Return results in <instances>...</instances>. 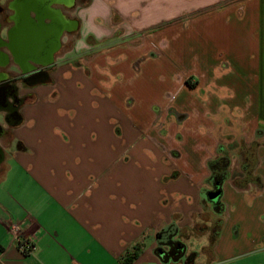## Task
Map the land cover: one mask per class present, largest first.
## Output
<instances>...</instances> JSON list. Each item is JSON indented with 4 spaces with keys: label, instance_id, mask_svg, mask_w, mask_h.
<instances>
[{
    "label": "crops",
    "instance_id": "crops-1",
    "mask_svg": "<svg viewBox=\"0 0 264 264\" xmlns=\"http://www.w3.org/2000/svg\"><path fill=\"white\" fill-rule=\"evenodd\" d=\"M150 2L143 16L140 0H0V70L49 69V84L61 75L77 89L78 81L97 75L105 87L108 67L132 56L138 103L154 102L160 111L134 124L123 107V128L96 126L90 112L36 109L46 83L24 86L20 118L9 125L10 139H0V264H122L138 241L142 253L131 264H158L156 233L173 222L186 229L201 221L200 190L218 147L234 154L256 139L257 130L264 132V0ZM212 51L221 59L210 61ZM84 54L92 55L86 74L72 64ZM54 92L47 96L51 102L70 96L78 106L77 93ZM125 105L133 108L136 100ZM192 117L197 122L186 131L181 126ZM174 124L175 137L189 141V160L169 167L164 158L165 166L155 162L151 173L140 172L138 157L128 153L138 140L164 138ZM177 152L172 158L180 157ZM251 152L247 171L262 184L236 188L233 179L245 176L243 160L230 158L231 178L222 189L242 195L248 207L229 210L222 191L225 215L212 243L219 262L242 256L264 264L254 259L264 248V145ZM233 216V235L223 242ZM13 224L33 245L30 254L19 252L9 233Z\"/></svg>",
    "mask_w": 264,
    "mask_h": 264
},
{
    "label": "rangeland",
    "instance_id": "rangeland-1",
    "mask_svg": "<svg viewBox=\"0 0 264 264\" xmlns=\"http://www.w3.org/2000/svg\"><path fill=\"white\" fill-rule=\"evenodd\" d=\"M142 3H138V7L140 9V12H144L143 16H145V13L149 12L151 2L150 0H140ZM146 2L142 6V4ZM32 6L31 3H27L26 7ZM142 6V7H141ZM139 22V21H138ZM112 26H114L112 24ZM111 26V29L113 31V27ZM119 26V25H116ZM246 30H250L248 28H245ZM124 32L123 28H119L117 33L122 34ZM246 33V32H245ZM218 51H212L210 53V61H215L216 59H221V57L217 54ZM142 55V54H140ZM139 55V56H140ZM92 55H82L79 57V59H76L72 64L76 68H84V73L86 74V62L91 58ZM126 59L121 60L114 63L113 67H108L109 71L111 72V81L107 82V85L104 87V85L101 84L100 81H97L98 78L97 75L94 76V79L91 81H87L86 83H82L78 81L79 84H81L80 88H75V85L67 86L66 81L62 78L61 75H59V78L56 80V85L46 83L45 85H41L40 92L37 94L39 99L48 101L46 104H43L42 101H39L40 105L36 107V109L46 110L47 112H58V111H73V110H80L85 112H90V115H93V119L96 126H108V124L112 127H124V121L121 120V117L123 115V112L119 110H123V107H125V113L127 114L128 118L136 124L139 120L141 121H148V119H153V117L158 116L160 114V111L156 105H154V102L149 101H140L138 103V74L135 73L134 69L129 66V62L132 59L131 57H127ZM135 60H132L134 62ZM131 62V63H132ZM150 62V59H147L144 61V65L148 64ZM50 74V72H48ZM143 77L140 76V79ZM86 80V76H83L81 80ZM102 79V78H101ZM100 79V80H101ZM16 87L21 92H26L24 90V86L21 83H17ZM54 89L58 90L60 94H65L68 97V94H74L73 96H78L79 103L78 106H76V103L74 102V99L71 100L70 96L68 98H61L57 101L51 102L47 98V96L50 97L53 94L55 96L56 92H54ZM76 89L79 92H76ZM54 92V93H53ZM116 93V95H115ZM147 94V92H144ZM144 94V96L146 95ZM111 96V97H109ZM116 96V97H114ZM134 99L136 100V105L133 108H128L127 105V99ZM109 99V101H108ZM182 101V99L180 98ZM172 102V101H170ZM167 104L168 101L164 102H158ZM192 103V102H191ZM190 103V104H191ZM141 104V105H140ZM178 105H183L184 103L176 102ZM189 104V100L185 103V106ZM111 105L113 106V109H111ZM146 115L143 114L142 109ZM41 107V108H40ZM147 108L151 109V113L149 114L147 111ZM141 111V113L138 112ZM126 116V117H127ZM208 118H202L201 122L203 124H206V119ZM3 119V116H2ZM178 120H181V117H177ZM199 119V118H198ZM165 120V118H164ZM123 121V122H122ZM196 119L195 117L189 118L187 122L182 125L181 127L184 128L186 131H188L192 126L194 125ZM197 122V121H196ZM175 125V124H174ZM141 128H143L144 133L147 134L149 132V129L145 128L144 125H140ZM176 125L174 128H172L169 131V134L163 135L164 138L161 137L159 139L157 138H149V139H141L138 140V143L135 144L133 149L128 153L131 157H138V168L140 169V172H146L151 173V170H154L153 163H163L164 166L166 163V160L164 158H167L169 160V167L170 166H176L180 167L182 163H184L186 160L188 161L190 158V150H189V141L179 140L175 137L173 134ZM153 133L152 131L147 134L151 135ZM183 135V133H182ZM135 135H132L130 137H126V144L128 146L132 145L134 142ZM139 138V135H138ZM244 149V148H243ZM242 148H239L234 152V154H230L231 159H236V154H238L239 158H241L240 153L247 155L251 159L254 157V152L252 153L244 151ZM172 150L178 151L177 153L180 154L179 158H172ZM188 158V159H187ZM162 159V160H161ZM237 171V169H234ZM236 174V172H235ZM203 188H207V185L204 184ZM223 191V203H227L226 206H228L229 210L232 209H241V208H247L248 202L246 198H243L242 195H236L234 191H232L230 188H226L225 192ZM254 190H252L253 192ZM202 204H204V209L201 213L199 222L195 223L194 229H182L183 235H182V243L187 247V252L193 250L196 251L198 257L194 261V264H249L248 261L241 259L242 256L238 257H231L230 259L226 261H216L212 257V238L214 235V232L216 230V224L218 223V220L215 219L212 215L209 213V207L206 203L202 201ZM231 212V211H229ZM217 216V215H216ZM237 217V216H236ZM235 216L231 218L229 231L227 232L229 236L223 237V242L226 240H229L230 236L233 234L231 233L232 228L235 226ZM205 240H204V239ZM258 253V252H257ZM256 253V254H257ZM258 258L259 261L262 260L264 263V248L260 249L259 256L255 257L254 259ZM251 263V262H250Z\"/></svg>",
    "mask_w": 264,
    "mask_h": 264
},
{
    "label": "flooded vegetation",
    "instance_id": "flooded-vegetation-1",
    "mask_svg": "<svg viewBox=\"0 0 264 264\" xmlns=\"http://www.w3.org/2000/svg\"><path fill=\"white\" fill-rule=\"evenodd\" d=\"M0 65H2L0 63ZM2 72L6 73L7 76H2ZM49 69H30V70H16V71H4L0 70V110H3L0 115V139L9 140L10 139V131L9 125L16 123L19 118V110L27 100V96L21 97L19 96V90L16 87L17 83H21L23 86H35L36 84L43 82L48 79ZM3 116V119H2ZM258 142V141H257ZM260 143V142H259ZM264 143V142H263ZM203 191L201 195V203L202 201L206 203L209 207V213L215 219L221 218L216 212V203L222 198L219 196L215 199L209 197L213 193H219L217 186L208 183L207 188H202ZM204 204H202V209H204ZM217 215V216H216ZM219 221V220H218ZM174 223V222H173ZM175 224V223H174ZM176 226V225H175ZM177 227V226H176ZM178 228V227H177ZM192 228V227H190ZM186 228V229H190ZM179 232V240L182 241L183 230L178 228ZM217 230V224H216ZM214 232L212 243L214 240V236L216 233ZM174 232H167V236L162 237L161 239L155 238V247L152 250V254L157 259L158 264H186L187 259L191 254H195L196 258L193 260L191 264H194V261L197 259L198 255L196 251L187 252V247L185 249L180 250V245L178 244V239L176 240L174 237ZM213 248V244H212ZM185 252V253H184ZM178 257H182V260L179 262H174Z\"/></svg>",
    "mask_w": 264,
    "mask_h": 264
},
{
    "label": "trees",
    "instance_id": "trees-1",
    "mask_svg": "<svg viewBox=\"0 0 264 264\" xmlns=\"http://www.w3.org/2000/svg\"><path fill=\"white\" fill-rule=\"evenodd\" d=\"M264 136V132L262 130H257L256 131V139L251 142L248 146H246L243 150L250 152V151H255L256 148L259 145H264V143H259L257 142L258 138H261ZM243 163H242V169H241V175H245L243 177H238L233 179V184L236 188L241 189L244 188L248 183L253 182L257 187H261V180L259 177H252V173L247 171L250 157L247 155L243 154L242 152L240 153ZM255 157V154H254ZM207 168L209 171V176L207 179L204 181V184L208 185V183H211L212 185L217 186L221 198L222 195V185L224 182L228 181L230 177V154L227 150H224L221 146L218 147L217 150V157L215 159L209 160L207 162ZM203 188V187H202ZM203 189L200 190V194L202 193ZM216 212H218V215H220L221 218H219L218 223H217V230L214 236V240L217 238L218 234L220 233V229L222 227L223 223V217L225 215V205L221 202V199L216 203ZM195 224V223H194ZM195 226L193 225L190 230L194 229ZM174 232V237L176 240L178 239V244L180 245V250L185 249V245L182 243V241L179 240V235H178V228L175 226L174 223H171L162 229H160L156 235L155 238L161 239L162 237L167 236V232ZM213 240V242H214ZM142 248H143V243L142 241H138L135 243L131 249L122 257V264H131L134 262L142 253ZM185 253V252H184ZM182 257H178V259H175L174 262H179V260ZM196 258L195 254H191V256L188 257L186 264H191L193 260Z\"/></svg>",
    "mask_w": 264,
    "mask_h": 264
},
{
    "label": "built area",
    "instance_id": "built-area-1",
    "mask_svg": "<svg viewBox=\"0 0 264 264\" xmlns=\"http://www.w3.org/2000/svg\"><path fill=\"white\" fill-rule=\"evenodd\" d=\"M152 131V129H149V134ZM9 233L12 236L13 240L17 242V248L20 253L22 254H30L34 247L30 243V241L25 240L21 237L19 226L16 224H13L9 228Z\"/></svg>",
    "mask_w": 264,
    "mask_h": 264
},
{
    "label": "water",
    "instance_id": "water-1",
    "mask_svg": "<svg viewBox=\"0 0 264 264\" xmlns=\"http://www.w3.org/2000/svg\"><path fill=\"white\" fill-rule=\"evenodd\" d=\"M3 43L2 41L0 40V46H2ZM3 61H5L4 57L0 55V63H2ZM50 82V79L48 78L47 80H44L43 83H49ZM220 195V193H213L212 195H210L209 197L215 199L217 198L218 196Z\"/></svg>",
    "mask_w": 264,
    "mask_h": 264
}]
</instances>
